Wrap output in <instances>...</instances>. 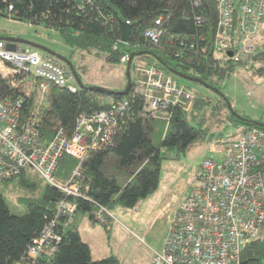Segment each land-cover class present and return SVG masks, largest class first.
I'll list each match as a JSON object with an SVG mask.
<instances>
[{
  "label": "trees",
  "instance_id": "obj_1",
  "mask_svg": "<svg viewBox=\"0 0 264 264\" xmlns=\"http://www.w3.org/2000/svg\"><path fill=\"white\" fill-rule=\"evenodd\" d=\"M11 4L13 7L9 9ZM0 15L53 30L73 48L103 56L109 65H124L126 76L128 59L133 54L131 83L126 94L120 91L128 81L116 92L90 87L81 81L85 85L82 86L76 77L75 91L52 87L48 106L38 117L47 136L62 127L68 133L73 132L81 114L108 108L124 98L130 103L119 119L111 144L91 150L84 159L71 154L62 157L56 177L79 184L80 194L66 196L44 178L27 176L26 169L0 184V264H120L113 254L93 258L91 247L79 230L85 214L97 222L92 213L100 205L111 210L117 206H136L157 189L162 160L168 151L179 156L200 143L225 137L223 128L212 129L214 122L219 125L224 122L223 127L232 125L240 132L264 128V121L254 120L236 108L230 110L229 96L222 91L225 79L242 65L253 76H264V32L251 59L240 58L249 61H236V55L216 49L218 12L214 0H202L199 5L193 0H0ZM158 19H162L163 35L156 44L145 36V30L156 26ZM126 21H130V35L129 41L123 42ZM124 56L128 57L126 61L122 60ZM154 58L168 72L190 80L197 78L194 81L214 90L217 97L197 93L194 98H186L169 108V124L165 121V126L160 127V119L146 114L144 98L136 88L138 67L149 62L144 60ZM72 64L81 80L77 66L73 61ZM79 68L88 72L82 63ZM1 83L6 95L17 94L5 79ZM158 129L160 145L154 143ZM234 134L237 133L230 135ZM12 183L15 184L11 186ZM15 191L19 194L17 202L10 197ZM64 197L74 201L77 209L68 225L61 228L62 238L56 250L49 256L29 258V246L56 214ZM241 264H264V235L243 249Z\"/></svg>",
  "mask_w": 264,
  "mask_h": 264
},
{
  "label": "built area",
  "instance_id": "obj_2",
  "mask_svg": "<svg viewBox=\"0 0 264 264\" xmlns=\"http://www.w3.org/2000/svg\"><path fill=\"white\" fill-rule=\"evenodd\" d=\"M214 1L216 49L235 50L234 60L249 61L264 32V0ZM193 2L199 5L202 0ZM161 24L158 19L156 26L145 30L156 44L163 35ZM1 79L17 94L6 95ZM62 86L72 91L78 87L71 69L57 57H43L0 38V183L31 167L66 196L80 194L79 184L56 177L62 157L71 154L84 159L91 150L111 144L130 101L124 98L108 108L81 114L73 132L62 127L47 136L38 117L48 106L52 87ZM136 88L144 98L146 114L153 118L160 112L169 118L170 107L195 96L157 58L138 67ZM212 144L211 151L221 152L222 158L203 159L177 205L162 249L154 250L150 264H241L243 249L264 235V128L217 138ZM76 209L77 204L67 197L59 201L56 214L29 246V258L49 256L56 250L61 228ZM127 210L134 218L139 213L137 207ZM92 214L105 226L115 221L113 210L104 205Z\"/></svg>",
  "mask_w": 264,
  "mask_h": 264
},
{
  "label": "rangeland",
  "instance_id": "obj_3",
  "mask_svg": "<svg viewBox=\"0 0 264 264\" xmlns=\"http://www.w3.org/2000/svg\"><path fill=\"white\" fill-rule=\"evenodd\" d=\"M0 38H18L39 43L71 58L77 66L81 81L85 85L103 86L116 90L122 89L128 81L124 65H109L103 56L73 48L67 45L57 32L48 28L0 15ZM10 42L15 43V41ZM260 43L261 40H258L257 45H260ZM20 46L22 49L28 48L30 51H36L43 57L48 55V52L44 49L26 42L20 43ZM149 60L144 61L148 62ZM80 63L87 66V73L79 68ZM131 74L132 78H135L133 70ZM175 76L181 84L189 87L195 95L205 93L213 98L218 95L202 83L176 74ZM222 91L229 96L233 108L248 114L254 120L264 121V76H253L247 66L242 65L235 73L230 74L225 79ZM160 113L163 116L156 118L160 119L158 122H160V127L163 128L165 126L163 122L166 121L168 125L169 118L165 116L166 113ZM223 123L220 125L218 122L212 123V129L219 131L223 128L225 137L231 133L240 132L232 125L223 127ZM160 135L161 130L158 129L154 135L156 145H160ZM215 139L200 143L183 155L178 156L174 152H167V157L162 160L157 189L138 203L140 214L137 221L134 219L133 214L127 210L128 208L120 206L115 207L113 210L115 221L110 226L92 221L89 214H85L84 217L88 221L83 220L84 222L80 224L79 230L83 238L91 243L93 258L99 259L113 254L119 258L120 264H150L154 250H161L163 247L165 236L172 221L170 215L174 207L192 183L194 174L203 159L207 157L222 158L221 152L211 151L212 142ZM162 151L165 153L164 148H162ZM26 171L27 176H34L41 180L40 174L31 167H27ZM15 183H12L11 186ZM15 192L16 194L14 193L10 197L14 202H17L19 194L17 191Z\"/></svg>",
  "mask_w": 264,
  "mask_h": 264
},
{
  "label": "water",
  "instance_id": "obj_4",
  "mask_svg": "<svg viewBox=\"0 0 264 264\" xmlns=\"http://www.w3.org/2000/svg\"><path fill=\"white\" fill-rule=\"evenodd\" d=\"M130 28H131L130 23L125 22L124 25H123V32H122V36H121V40L123 42H128L129 41ZM2 39H4V38H2ZM5 40L15 41V45H17L19 47H20V43L26 42V43H29L30 45L35 46V47L42 48V49H44L45 51H47L48 53H50L52 55H55L56 57H58L59 59H61L64 62H66L70 66V69L73 72L74 76L76 77L78 83L80 85H82V86H85L81 82L79 76L77 75L76 70H75V68H74V66L72 64V61L68 57L56 52L55 50H53V49H51V48H49V47H47L45 45L39 44V43H34V42H31V41H27V40H24V39H18V38H11V39L9 38V39H5ZM228 53H229V55L233 54L232 51H229ZM132 57H133V54L130 55L129 59H128V66H127L128 83H127V86H126V88L124 90L120 91L123 94H126L129 91V88H130V83H131L130 71H131ZM192 80H198V79L197 78H193ZM90 87H96V88H101V89L108 90L110 92H116L115 90L108 89V88L103 87V86H90ZM216 90H217V92H220L219 89H216ZM228 107H229L230 110H233V107H232L230 101L228 102Z\"/></svg>",
  "mask_w": 264,
  "mask_h": 264
},
{
  "label": "crops",
  "instance_id": "obj_5",
  "mask_svg": "<svg viewBox=\"0 0 264 264\" xmlns=\"http://www.w3.org/2000/svg\"><path fill=\"white\" fill-rule=\"evenodd\" d=\"M181 200V199H180ZM179 200V201H180ZM139 203V202H138ZM179 203V202H178ZM178 203H177V205H178ZM177 205L174 207V209H173V211H172V214L170 215V219L172 220V218H173V215H174V212L176 211V208H177ZM137 209H138V204H137ZM138 215L140 214V211H139V209H138ZM138 215L134 218L136 221H137V217H138ZM86 216V215H85ZM90 219H91V217H90ZM86 222V221H88L87 219H85V217L83 216L82 218H81V221H80V224L82 223V222H84V221ZM80 226V225H79ZM80 234H81V231H80ZM81 236H82V234H81ZM82 238H83V236H82ZM86 242H88L89 243V245H90V247H91V243L88 241V240H86L85 238H83ZM91 251H92V248H91Z\"/></svg>",
  "mask_w": 264,
  "mask_h": 264
},
{
  "label": "bare ground",
  "instance_id": "obj_6",
  "mask_svg": "<svg viewBox=\"0 0 264 264\" xmlns=\"http://www.w3.org/2000/svg\"><path fill=\"white\" fill-rule=\"evenodd\" d=\"M218 25V24H217ZM214 41H215V39H214ZM15 44V43H14ZM230 51H232L233 52V54L232 55H236V51L235 50H230ZM155 117H159V113H157L156 115H155ZM79 119V118H78ZM77 124H78V121H77ZM254 128V127H253ZM257 128H259V127H257Z\"/></svg>",
  "mask_w": 264,
  "mask_h": 264
}]
</instances>
